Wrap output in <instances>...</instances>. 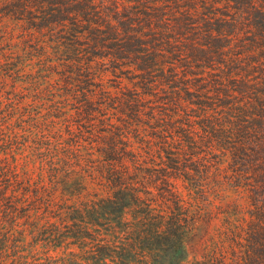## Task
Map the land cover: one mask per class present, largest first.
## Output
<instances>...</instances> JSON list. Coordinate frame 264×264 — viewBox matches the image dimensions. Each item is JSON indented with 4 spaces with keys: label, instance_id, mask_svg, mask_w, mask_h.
<instances>
[{
    "label": "trees",
    "instance_id": "trees-1",
    "mask_svg": "<svg viewBox=\"0 0 264 264\" xmlns=\"http://www.w3.org/2000/svg\"><path fill=\"white\" fill-rule=\"evenodd\" d=\"M0 264H264V0H0Z\"/></svg>",
    "mask_w": 264,
    "mask_h": 264
}]
</instances>
